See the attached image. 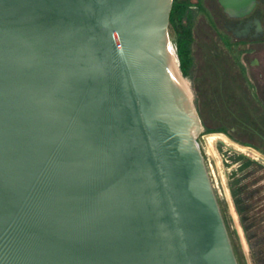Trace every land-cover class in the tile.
Returning a JSON list of instances; mask_svg holds the SVG:
<instances>
[{
    "label": "water",
    "instance_id": "obj_1",
    "mask_svg": "<svg viewBox=\"0 0 264 264\" xmlns=\"http://www.w3.org/2000/svg\"><path fill=\"white\" fill-rule=\"evenodd\" d=\"M172 7L0 0V264H239Z\"/></svg>",
    "mask_w": 264,
    "mask_h": 264
},
{
    "label": "rangeland",
    "instance_id": "obj_2",
    "mask_svg": "<svg viewBox=\"0 0 264 264\" xmlns=\"http://www.w3.org/2000/svg\"><path fill=\"white\" fill-rule=\"evenodd\" d=\"M200 35L201 32L198 30L193 43L191 75L185 77L204 125V132L198 142L205 157L238 263L264 264L262 248L264 217L262 213L259 216V212L264 211V141L234 116L235 114L238 118L244 119L246 124L251 125L264 136V109L251 102L246 90L227 89V78L223 81L224 88L220 89V77L214 72L223 69L225 63H218V60L209 55L210 50L205 49L204 46L210 45V37H200ZM174 53L179 63L175 47ZM234 97L237 98L236 102H233ZM242 103L243 106L240 105ZM251 109L254 113H259V122L254 121L253 115L249 112ZM214 134L225 136L231 142L253 150L259 154L261 161H254V158L248 155L233 151L222 142L215 145L217 155L215 157L207 137ZM251 207H254V211L247 214V210Z\"/></svg>",
    "mask_w": 264,
    "mask_h": 264
},
{
    "label": "flooded vegetation",
    "instance_id": "obj_3",
    "mask_svg": "<svg viewBox=\"0 0 264 264\" xmlns=\"http://www.w3.org/2000/svg\"><path fill=\"white\" fill-rule=\"evenodd\" d=\"M238 1L236 3L228 0L225 3L231 8L230 12H228L223 0H173L169 22V28L172 27L175 32L172 44L173 50L175 47L181 69L179 43L181 41L189 43L192 68L193 43L196 32L200 30V37H210V45L208 47L204 46L205 49L210 50L209 55L218 60V63H225L223 64V69L214 72L220 77V89L224 88L223 81L227 78V89L246 90L250 95L249 99L251 102L264 109V0H255L252 10L249 11H247V8H250L249 0ZM197 23L199 24L198 27ZM189 75H191V70ZM183 76L188 77L184 74ZM235 98L233 102H236L237 98ZM240 105L243 106V103ZM249 112L253 115L254 121L259 122V113H254L253 109ZM234 116L237 121L242 122L246 128H249L264 141V136L258 130L246 124L244 119L238 118L235 114ZM207 137L211 144V152L215 157H217L215 145L218 142H222L225 146L237 152L261 161L258 153L231 142L225 136L214 134ZM216 160L218 161V158ZM232 197L234 199V192H232ZM234 203L236 210H238L235 200ZM253 208H249L247 214H251L254 211ZM261 213L264 217V211H260L259 216H261ZM262 239V248L264 250V229L262 231Z\"/></svg>",
    "mask_w": 264,
    "mask_h": 264
},
{
    "label": "trees",
    "instance_id": "obj_4",
    "mask_svg": "<svg viewBox=\"0 0 264 264\" xmlns=\"http://www.w3.org/2000/svg\"><path fill=\"white\" fill-rule=\"evenodd\" d=\"M179 55H180V61H181V70L185 76H188L191 70L192 65V59H191V53L189 48V43L180 42L179 43ZM208 132H212L211 130H208Z\"/></svg>",
    "mask_w": 264,
    "mask_h": 264
},
{
    "label": "bare ground",
    "instance_id": "obj_5",
    "mask_svg": "<svg viewBox=\"0 0 264 264\" xmlns=\"http://www.w3.org/2000/svg\"><path fill=\"white\" fill-rule=\"evenodd\" d=\"M225 140V139H224Z\"/></svg>",
    "mask_w": 264,
    "mask_h": 264
}]
</instances>
